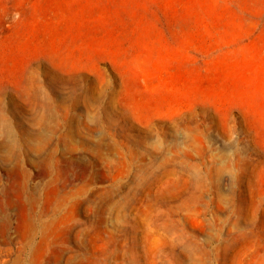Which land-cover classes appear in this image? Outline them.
<instances>
[{
  "label": "rangeland",
  "instance_id": "obj_1",
  "mask_svg": "<svg viewBox=\"0 0 264 264\" xmlns=\"http://www.w3.org/2000/svg\"><path fill=\"white\" fill-rule=\"evenodd\" d=\"M22 181L27 264H264V0H0Z\"/></svg>",
  "mask_w": 264,
  "mask_h": 264
},
{
  "label": "bare ground",
  "instance_id": "obj_2",
  "mask_svg": "<svg viewBox=\"0 0 264 264\" xmlns=\"http://www.w3.org/2000/svg\"><path fill=\"white\" fill-rule=\"evenodd\" d=\"M6 135H7V133L5 134V136ZM15 143L16 142L13 141V144H15ZM10 145H11V143H10ZM18 152H20V151H18ZM19 156L20 155H18V157ZM17 162H18V159H17ZM20 166H21V164H20ZM20 170H21V168H20ZM21 186H22V189L20 190V188H19L20 192H18V193H19V199H21V202L23 205L20 206V207H22L21 208L22 212H20V215H18V216L14 212V210H15L14 209V202H13L11 195H9L10 192H9L8 187L5 184L0 186V256H3L4 252H5V256H6L5 258L2 257L0 259V264H27L29 247L31 246V248H32V245L35 244L36 239H37V242L40 243V241L43 239L42 235L44 234L45 229H46V224H45L41 214L36 213L37 209L34 212H28V208H27L28 206H26L27 197L25 195L26 190H29V189H27L28 185L26 182L22 181ZM122 190H124V189H122ZM16 197L18 198V195ZM53 224H54V222H53ZM45 243H47V242L45 241ZM27 247H28V251H27ZM54 248H55V246H54ZM35 249H37V248H35ZM32 251L33 250L31 249L30 254H32ZM30 262H31V264H35L33 259H31Z\"/></svg>",
  "mask_w": 264,
  "mask_h": 264
}]
</instances>
